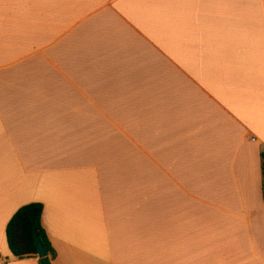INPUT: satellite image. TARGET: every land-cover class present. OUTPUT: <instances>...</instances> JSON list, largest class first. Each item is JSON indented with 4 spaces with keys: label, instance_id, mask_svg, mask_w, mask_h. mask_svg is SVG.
Masks as SVG:
<instances>
[{
    "label": "crops",
    "instance_id": "1",
    "mask_svg": "<svg viewBox=\"0 0 264 264\" xmlns=\"http://www.w3.org/2000/svg\"><path fill=\"white\" fill-rule=\"evenodd\" d=\"M263 151L264 0H0V264H264Z\"/></svg>",
    "mask_w": 264,
    "mask_h": 264
},
{
    "label": "trees",
    "instance_id": "2",
    "mask_svg": "<svg viewBox=\"0 0 264 264\" xmlns=\"http://www.w3.org/2000/svg\"><path fill=\"white\" fill-rule=\"evenodd\" d=\"M261 169L263 176L264 194V151L261 153ZM43 205L41 203H30L21 207L11 218L6 227V241L13 257L17 259L37 258L38 264H52L56 253L42 226ZM37 232L47 256L38 257V248L34 238Z\"/></svg>",
    "mask_w": 264,
    "mask_h": 264
},
{
    "label": "water",
    "instance_id": "3",
    "mask_svg": "<svg viewBox=\"0 0 264 264\" xmlns=\"http://www.w3.org/2000/svg\"><path fill=\"white\" fill-rule=\"evenodd\" d=\"M34 238H35V241H36V245H37V248H38V257L39 258H44L47 256V253L41 243V241L39 240V237L37 235V232H34Z\"/></svg>",
    "mask_w": 264,
    "mask_h": 264
}]
</instances>
